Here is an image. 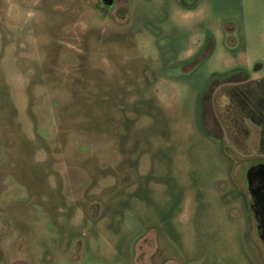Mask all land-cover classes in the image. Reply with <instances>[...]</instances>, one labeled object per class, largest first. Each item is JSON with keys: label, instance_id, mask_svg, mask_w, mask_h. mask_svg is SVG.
Wrapping results in <instances>:
<instances>
[{"label": "rangeland", "instance_id": "374dc122", "mask_svg": "<svg viewBox=\"0 0 264 264\" xmlns=\"http://www.w3.org/2000/svg\"><path fill=\"white\" fill-rule=\"evenodd\" d=\"M261 78L264 0H0V264H264Z\"/></svg>", "mask_w": 264, "mask_h": 264}, {"label": "trees", "instance_id": "16d2710c", "mask_svg": "<svg viewBox=\"0 0 264 264\" xmlns=\"http://www.w3.org/2000/svg\"><path fill=\"white\" fill-rule=\"evenodd\" d=\"M223 94L237 125L249 119L260 128L259 149L264 153V78L231 85Z\"/></svg>", "mask_w": 264, "mask_h": 264}, {"label": "water", "instance_id": "95a60500", "mask_svg": "<svg viewBox=\"0 0 264 264\" xmlns=\"http://www.w3.org/2000/svg\"><path fill=\"white\" fill-rule=\"evenodd\" d=\"M102 1L107 6H111L113 4V0H102ZM255 178H261V180H263L261 187L254 186ZM245 179H246L247 190L251 196V203H250L251 210H253L252 203L256 204L259 200L260 202H262V210L264 211V163H258L248 167L245 172ZM260 189L262 191L260 192L261 195L259 196ZM257 230H258V226H257ZM259 237L264 243V235L260 233Z\"/></svg>", "mask_w": 264, "mask_h": 264}, {"label": "flooded vegetation", "instance_id": "af4514ba", "mask_svg": "<svg viewBox=\"0 0 264 264\" xmlns=\"http://www.w3.org/2000/svg\"><path fill=\"white\" fill-rule=\"evenodd\" d=\"M262 182L263 180H261V178H255L254 180V186L255 187H261L262 186ZM262 190L260 189L259 190V196L261 195L260 192ZM252 212L254 214V218L256 220V229H257V226H258V230L257 231H260V233H262L264 235V211L262 210V202H260L258 200V202L255 204V203H252Z\"/></svg>", "mask_w": 264, "mask_h": 264}]
</instances>
